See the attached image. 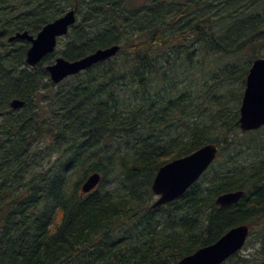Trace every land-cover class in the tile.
<instances>
[{"label": "trees", "instance_id": "1", "mask_svg": "<svg viewBox=\"0 0 264 264\" xmlns=\"http://www.w3.org/2000/svg\"><path fill=\"white\" fill-rule=\"evenodd\" d=\"M133 1L78 0L60 56L121 50L55 86L45 70L54 54L29 68V44L6 38L37 35L65 8L58 0H0V264H176L241 224L250 228L246 246L252 228L263 230L260 248L223 264H264V128L240 132L239 100L206 121L180 75L194 61L181 50L188 43L226 57L247 51L252 58L239 70L244 88L251 61L264 57V0L139 8ZM13 99L24 106L12 111ZM211 143L219 152L202 177L179 199L151 209L158 169ZM94 172L100 184L81 195ZM236 190L245 192L237 204L215 205Z\"/></svg>", "mask_w": 264, "mask_h": 264}, {"label": "water", "instance_id": "2", "mask_svg": "<svg viewBox=\"0 0 264 264\" xmlns=\"http://www.w3.org/2000/svg\"><path fill=\"white\" fill-rule=\"evenodd\" d=\"M76 21L74 10H70L57 20L45 25L34 38L27 33H17L8 39L30 42L26 52V64L36 66L46 55L53 53L56 40L68 32V28ZM119 47L114 45L99 49L76 61H68L59 57L46 70L54 84H58L68 76L76 75L93 65L115 56ZM24 102L12 100L10 107L17 110ZM1 117V114H0ZM238 125L242 132L257 130L264 126V58L253 61L245 80V90L239 109ZM218 152L216 144H207L192 154L173 160L162 166L151 185V191L159 196L152 205L157 208L170 203L180 196L207 170L215 160ZM100 176L91 174L81 187L82 193H89L99 183ZM243 191L224 193L216 198V205L220 208L236 204L243 196ZM248 226L240 225L229 230L214 245L198 250L185 257L177 264H222L226 259L240 251L248 237Z\"/></svg>", "mask_w": 264, "mask_h": 264}, {"label": "rangeland", "instance_id": "3", "mask_svg": "<svg viewBox=\"0 0 264 264\" xmlns=\"http://www.w3.org/2000/svg\"><path fill=\"white\" fill-rule=\"evenodd\" d=\"M165 2L166 0H154ZM60 8H65V11L72 7V1L69 0H58L57 3ZM144 1L134 0L129 6L139 8L144 6ZM69 41L67 36L59 39L56 51L54 53L55 58L60 56L61 51L65 49V44ZM183 44V43H182ZM15 47V46H14ZM13 47V48H14ZM181 50L188 52V57L194 59L192 67L189 71L181 72L180 75L185 77L183 84L186 86L189 81L191 86L190 92L196 98L194 103L199 104L197 114L201 112L202 118L209 121V114L211 112L221 111L225 108H230L240 102L243 93V87L241 84L240 68L252 58L249 52H244L241 56L226 57L218 54L208 53L209 49L203 46V43L194 42L188 43L186 47H182ZM183 52L181 51L180 55ZM211 54V55H206ZM232 64H236L235 72L228 74L226 68ZM186 66V62L183 64ZM239 73V74H238ZM214 76L216 79L210 80L209 78ZM208 83V86L205 83ZM213 96H216L214 98ZM233 137V136H231ZM241 137V136H240ZM253 235L250 243L243 248L241 256H253L256 251L260 248V239L263 230L259 227L252 228Z\"/></svg>", "mask_w": 264, "mask_h": 264}, {"label": "bare ground", "instance_id": "4", "mask_svg": "<svg viewBox=\"0 0 264 264\" xmlns=\"http://www.w3.org/2000/svg\"><path fill=\"white\" fill-rule=\"evenodd\" d=\"M175 20V19H174ZM174 22V21H173ZM3 186V185H2ZM65 208V207H64ZM63 210V209H62ZM30 218V217H29ZM62 218V217H61ZM35 222V221H34ZM59 222V221H58ZM16 226V225H15ZM37 227V226H36ZM95 227V226H94ZM17 232V231H16ZM31 234V233H30ZM28 236H30V235H28ZM41 237V236H40ZM34 238V237H33ZM38 238V237H37ZM44 238V237H43ZM8 239V238H7ZM49 239V238H48ZM10 240V239H9ZM37 240V239H36ZM32 241V240H31ZM17 242V241H16ZM37 243V242H36ZM35 243V244H36ZM28 244V243H27ZM57 244H59V243H57ZM11 245V244H10ZM72 245V244H71ZM42 246V245H41ZM47 246V245H46ZM19 247V246H18ZM21 247V246H20ZM55 247V246H54ZM29 248V247H28ZM53 248V247H52ZM45 249V248H44ZM31 250V249H30ZM54 250V249H53ZM31 251H33V250H31ZM40 252V251H39ZM50 252V251H49ZM68 252V251H67ZM16 254V253H15ZM49 255V254H48ZM83 256V255H82ZM33 257V256H32ZM54 257V256H53ZM21 259V258H20ZM38 260V259H37ZM36 260V261H37ZM79 260V259H78ZM15 261V260H14ZM28 261V260H27ZM46 262V261H45ZM80 262V261H79ZM31 263V262H30Z\"/></svg>", "mask_w": 264, "mask_h": 264}]
</instances>
